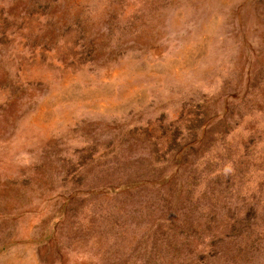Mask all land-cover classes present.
Returning <instances> with one entry per match:
<instances>
[{"label":"rangeland","instance_id":"obj_1","mask_svg":"<svg viewBox=\"0 0 264 264\" xmlns=\"http://www.w3.org/2000/svg\"><path fill=\"white\" fill-rule=\"evenodd\" d=\"M0 264H264V0H0Z\"/></svg>","mask_w":264,"mask_h":264},{"label":"bare ground","instance_id":"obj_2","mask_svg":"<svg viewBox=\"0 0 264 264\" xmlns=\"http://www.w3.org/2000/svg\"><path fill=\"white\" fill-rule=\"evenodd\" d=\"M145 97V96H144ZM121 100V99H120ZM114 110V109H113Z\"/></svg>","mask_w":264,"mask_h":264}]
</instances>
